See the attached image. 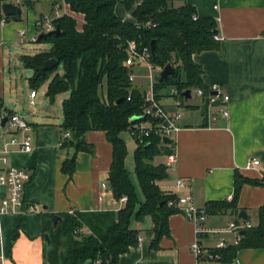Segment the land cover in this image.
<instances>
[{"label": "crops", "instance_id": "crops-1", "mask_svg": "<svg viewBox=\"0 0 264 264\" xmlns=\"http://www.w3.org/2000/svg\"><path fill=\"white\" fill-rule=\"evenodd\" d=\"M5 1L21 7V19L13 20L11 15L4 17L0 7V19L4 17V21H0V149L7 143L8 161L28 170L30 177L23 185V200L24 204H33L35 209L0 214V264H43V233L51 230L52 213L60 214L70 208L81 212L113 211L123 204L113 196L109 185L111 143L106 140L105 132L87 130L84 138L92 144L93 151H78L71 175L62 172L63 160L73 151L68 142L61 146L65 140L61 127L63 116L54 117L46 108L35 107L37 86L31 85L26 77L30 84L28 94L22 90L24 82L17 83L19 90L15 84L18 70L10 68L11 63L17 62L15 52H21L26 44L34 41L30 35L38 34L35 20L53 14L56 6H64L66 2ZM184 1L194 6L197 15L216 18L219 38H215V47L192 53V59L201 66L200 77L206 89L218 83L219 90L228 94L229 114L220 113L218 102L206 104L204 94H185L186 102L179 107L182 112L177 120L179 128L171 137L176 159L167 164L166 153L162 152L168 173L158 179L157 184L176 195H189L192 204L205 209L204 218L202 221L188 219L177 208L168 215V233L160 236L157 246H152L155 232L150 215L145 214L141 219L130 215L129 224L137 229V238H140L119 254L117 264H264V246H241L230 259L197 257L190 248L194 240L205 250L216 247L221 240L224 245L236 242L237 233L241 234L239 230L246 227L231 229L228 223L247 221L249 226L254 225L256 208L264 203V163L255 154L257 150L264 152V0ZM121 5L124 10V4ZM81 25L82 22L77 21L76 26L81 28ZM20 29L24 30L23 35L18 34ZM25 68L34 71L32 67ZM134 71L133 85L145 92L149 84L139 87L136 83V78L144 76L145 72L141 73L144 66ZM44 83L41 87L46 92L47 80ZM167 85L156 86V90H165ZM32 88L35 93L30 97ZM193 96L199 98L198 103L191 100ZM171 99H161L170 112L175 108ZM13 111L25 117L28 130L14 129L7 120L1 123L2 117ZM25 134L30 136L31 150L9 143L11 138L18 141ZM250 155L257 156L259 161L249 169L242 168ZM4 166L0 161V168ZM235 172L257 182H242L234 198L236 207H225L217 202L231 200ZM176 177H183L186 186L175 185ZM5 194V187L0 185V198ZM239 209L244 210V218L237 216Z\"/></svg>", "mask_w": 264, "mask_h": 264}, {"label": "trees", "instance_id": "trees-1", "mask_svg": "<svg viewBox=\"0 0 264 264\" xmlns=\"http://www.w3.org/2000/svg\"><path fill=\"white\" fill-rule=\"evenodd\" d=\"M64 1L73 11L82 14L84 22L78 28L77 21L63 13L53 19L58 32L46 30L37 34L36 40L47 41L49 46L31 54H21L24 66L34 68L50 56L55 57L57 63L43 73H37L34 68L28 82L38 86L47 80V95L68 92L61 101V127L70 131L65 139L73 146V151L63 160L61 171L71 175L76 153L81 149L93 151L84 133L101 129L111 143L112 158L107 172L112 194L115 198L125 194L126 200L113 211L60 213V221L56 225L51 222L52 231L45 230L50 236V246H44L43 264H84L85 260L91 262L97 256L100 258L97 264H117L119 254L138 240L137 229L129 224L130 215L139 219L145 214L150 215L155 232L151 245L157 246L160 236L168 233V215L177 210L176 205L168 204L176 194L157 184L158 179L168 173L166 165L162 161L153 162L157 153L169 150L168 145L162 143L158 135L138 137L133 129L134 121H130L132 115L141 112L144 91L128 79V67L123 64L126 55L124 41L134 38L137 44L149 46L155 37L149 60L160 64L170 62L174 66L167 79H157L155 86L174 83L179 87L199 85L205 90L200 77L201 66L193 61L192 53L215 47L213 34L217 32V21L206 15L194 18V6L184 0H140L136 6L135 0L120 1L133 17L154 21L150 27H137L133 21L121 19L115 12L117 0ZM58 64L63 67L62 72L56 71ZM126 128L135 141L133 170L141 189V199H137L136 187L125 167L127 144L120 132ZM242 182L257 181L235 172L231 200L217 203L235 208L234 198ZM256 213L257 222L246 227L247 231L239 234L236 242L210 250L216 252L219 259H230L241 246H264V203L256 208ZM83 223L89 227L90 233L75 235L73 228Z\"/></svg>", "mask_w": 264, "mask_h": 264}, {"label": "built area", "instance_id": "built-area-1", "mask_svg": "<svg viewBox=\"0 0 264 264\" xmlns=\"http://www.w3.org/2000/svg\"><path fill=\"white\" fill-rule=\"evenodd\" d=\"M18 1V0H15ZM121 0H117L120 2ZM140 0H135L133 3L136 6ZM68 14L73 17L76 21L84 22L82 18V14L79 12L73 11L67 3H64V6L58 5L55 7L53 14H45L41 17L37 18L36 28L37 33L41 31L51 30L55 27V23L53 21L54 18L60 16V14ZM197 14L192 13V16L196 18ZM124 20H131L134 24L138 26L150 27L155 24V22L151 19L140 20L138 18L133 17L131 11L125 7L124 14L120 17ZM0 21H4V17H1ZM19 35L24 34V30H18ZM213 38H219L217 32L213 34ZM31 40L37 39V34L30 35ZM123 48L126 51V55L123 58V64L128 67V79L133 83L134 78L136 76L135 68L139 66H144L147 69V72L144 73V76L149 79V87L143 93V99L141 102V112L137 114L140 116L136 121L132 123L133 129L136 131L137 136H148V135H158L159 139L162 140V136L166 135L169 138L172 137V133L179 128L177 124V120L182 116L181 109L179 108L181 105L185 104L187 97L185 96L184 90L188 88V93L194 94L197 96L205 95V103H219L220 104V113L224 116L229 114L228 107V94L219 90L218 83L210 84L207 89L201 86H186L179 87L174 83H170L165 90H156L155 81L157 80V76L159 74L160 69H162L164 64L160 63H152L149 60L150 56V48L147 44H137L134 38L126 39L124 41ZM156 68V70L154 69ZM35 93V89L32 88L30 90L29 95L32 97ZM130 95H128V98ZM163 97H171V103L175 107L171 112L164 108L161 103V99ZM33 103V99L31 100ZM7 123L10 127L14 129H24L28 130V123L25 117L17 113L15 111L7 114ZM70 135V131L68 129H64L63 138ZM9 143H17L19 148L22 150H31L32 144L30 143V136L25 134L21 140H16L11 138ZM168 145V151L166 152V163L171 164L176 159V155L174 152L173 143H166ZM10 150L7 143L3 144V147L0 149V161L5 166L0 168V185L5 187L6 194L5 196L0 198V214L6 212H14L21 213L24 211L34 210L35 206L31 203L24 204L23 200V185L26 180L29 179L30 175L26 168L17 167L11 164L8 161L7 152ZM259 161L258 157L255 155L248 156L241 167L245 169H249L253 167ZM175 185L177 186H186V180L183 177L175 178ZM230 198V195L228 196ZM126 200V195L122 194L117 198V201L121 204H124ZM169 205H176L177 208L186 216L188 219L192 218L196 221H202L204 218L205 209L203 207H197L192 204L189 200V195H176L174 200H168ZM75 209L70 208L69 212H74ZM249 223L247 221H243V223L238 224L235 221H230L228 223V227L231 229H235L236 227H248ZM73 233L75 235H81L83 233H90V229L86 224H78L73 228ZM239 237V233L236 235V241ZM140 238V236H138ZM224 245V241H218L216 243V247H222ZM191 250L195 253L197 257L199 256H210V257H218L216 252H212L210 249H203L196 240L190 243ZM99 257L97 256L95 259L91 260L90 264H97L99 262Z\"/></svg>", "mask_w": 264, "mask_h": 264}, {"label": "rangeland", "instance_id": "rangeland-1", "mask_svg": "<svg viewBox=\"0 0 264 264\" xmlns=\"http://www.w3.org/2000/svg\"><path fill=\"white\" fill-rule=\"evenodd\" d=\"M115 11L117 12V14L119 16H122L124 14V10H123V7H122L120 2L117 3V5L115 6ZM78 23H80L79 20H78ZM48 46H49V43L47 41L44 42V41L34 40V41H31L28 44H26L24 46L25 49L21 50V52L26 51V52H28L27 54H31V53H33L34 50L46 49ZM33 47H35V49H33ZM21 52H19V51L15 52V54H16L15 58H16L17 62L11 63L10 68H12V70H16V69L18 70L17 79L15 80L16 88L19 87L18 86V84H20L19 82H22V83L24 82L25 86H24V88H22V90L25 89V93L28 94L30 84L27 83L26 77L31 76L32 72H30V70L28 68H25V66L22 62V59H21V54H22ZM26 52H23V53H26ZM14 65H15V67H14ZM154 69L156 70V68H154ZM62 70H63V67H61V65L58 64L56 66V71L62 72ZM143 72H145V73L147 72L146 67H144V71H142L141 73H143ZM143 77L136 78L137 79L136 83L139 87L140 86L147 87V85L149 84V80L147 79V77H144V78ZM44 82H42V84H39L37 86L38 95H37V97H35L36 103L33 105H35V107H37V108H46L49 111V113L54 115V117H59L62 114L61 113V101H62L63 97L67 95L68 92L67 91L58 92V93L54 94L53 100H51L50 95L47 96L46 92L43 91V89L41 87L45 84ZM14 87H15V85H14ZM165 89H167V87H165ZM19 90H20V87H19ZM38 97L42 98V99L39 101ZM191 100L198 103L199 98L193 96ZM33 105L31 107H33ZM120 135L122 136L123 140L127 144V152L125 155L126 156L125 157V167L128 170V172H130L131 178H133V182H134V185L136 187L137 199L138 198L141 199L142 198L141 189L138 186L136 173L133 170V164H134L133 149L135 147V141L132 138V135L130 133L129 128L122 130L120 132ZM164 159H165V155L162 152L157 153V155L154 156V158H153V162L154 163H157L158 161L164 162ZM133 220H134V218H133Z\"/></svg>", "mask_w": 264, "mask_h": 264}, {"label": "water", "instance_id": "water-1", "mask_svg": "<svg viewBox=\"0 0 264 264\" xmlns=\"http://www.w3.org/2000/svg\"><path fill=\"white\" fill-rule=\"evenodd\" d=\"M0 7L2 8V12L5 14V15H11L12 16V19L14 20H20L21 19V7L17 4V3H13V2H9V1H2L0 3ZM51 32H58L59 31V28L58 26L56 25L53 29L50 30ZM41 33H39L40 35ZM155 37H153V39L150 40L149 42V48H151V51L154 50V42H155ZM57 63V59L53 56H50V57H47L46 59H44L42 61L41 64L39 65H34L33 67L37 70V73H43L45 70H47L48 68H52V66H54L55 64ZM174 71V66L172 63L170 62H166L162 69H160L159 71V74H158V78L161 79V80H165L167 79V75H169L170 73H172ZM188 88H186V90H184V93L185 94H189L188 93ZM53 95H50V98L51 100H53ZM121 99L118 98L117 101H119ZM7 115H4L2 117V120H1V123H3L5 120H7ZM138 118H140L139 115H132L130 117V121L133 122L135 120H137ZM164 142H167V143H171L172 142V139L169 138L168 136L166 135H163L162 138H161ZM61 146H65V144H67V139L63 140L61 142ZM255 154H257L259 156V159L264 163V152L260 151V150H257L255 151ZM233 211H230L229 213L232 214ZM237 216L238 217H241V218H244L246 216V214L244 213V210L243 209H239L237 210L236 212ZM60 215L57 214V213H53L52 216H51V220H52V224L53 225H56L59 221H60ZM240 233H244L246 232V229L243 228L241 230H239ZM43 236H44V240H45V248H48L50 246V236L48 235L47 232H44L43 233ZM90 262L89 259L85 260L84 264H88Z\"/></svg>", "mask_w": 264, "mask_h": 264}]
</instances>
